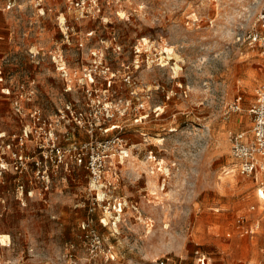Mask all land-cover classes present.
<instances>
[{"label":"rangeland","instance_id":"obj_1","mask_svg":"<svg viewBox=\"0 0 264 264\" xmlns=\"http://www.w3.org/2000/svg\"><path fill=\"white\" fill-rule=\"evenodd\" d=\"M263 3L99 0L97 15L76 19L63 0H0V66L25 96L23 116L0 100V131L28 125L24 153L39 160L34 141L58 137L52 155L67 162L0 175V264H262L259 184L239 174L229 137H250L264 55L244 39ZM84 102L85 122L66 123L65 106ZM85 140L113 164L97 182L70 161ZM241 216L254 234L237 230Z\"/></svg>","mask_w":264,"mask_h":264},{"label":"built area","instance_id":"obj_2","mask_svg":"<svg viewBox=\"0 0 264 264\" xmlns=\"http://www.w3.org/2000/svg\"><path fill=\"white\" fill-rule=\"evenodd\" d=\"M66 6V9L73 13L76 19H86L92 18L100 12L99 0H63ZM10 4L7 8H11ZM256 22L259 25L258 31L248 32L244 42H247L251 46H256L260 49V52L264 55V3L262 4L257 17ZM58 70V66H56ZM64 71L61 72V75L66 77V73ZM93 74L91 70L88 72L87 77L86 73L83 75V79L85 80V85L82 86V92L84 96L86 95L90 97L93 92V88L88 86H92L94 84ZM86 82L87 85L86 86ZM66 91H70V88ZM4 98L11 99V106L13 110L18 115L23 116V106L22 103L25 100L23 86L20 85L18 89L14 92L10 85L6 83L5 76L3 74V70L0 66V100ZM240 103L241 97H237L234 101L228 105L227 110L232 112L240 111ZM71 103H68L65 108L68 112L66 115L65 122L70 123L73 121L75 124H81V121L84 123L85 118L83 114L86 115V102L82 103L81 110L76 113L71 109ZM248 115L250 116V137L246 138L245 132L233 133L229 137L230 143V155L231 157L237 161V169L239 174L243 176L250 177L252 176L255 181L259 184V189L257 190L258 200L262 204V220H264V68L261 71V76L259 82L254 90V98L250 107L248 108ZM37 114L36 111L33 113ZM38 123L33 122V125L36 126L35 133L37 130H42L46 126V121H41L39 118L36 119ZM26 127L28 125L23 126L22 133L18 136L15 134L7 135L6 132L0 131V175L11 170V172L22 174L23 172H27L29 165L32 167H36V173L39 172L40 168H44L43 173H47L49 175L55 174L58 165L63 164L64 161L61 158H57L52 155L53 152H60V147L57 145L58 137H54L51 140V143L48 145H44L43 143L38 144L36 141L35 148L40 150V154L43 159H35V157H28L27 154L24 153L25 144L28 141L29 135H32L30 130H27ZM50 127V124H48ZM105 130V129H104ZM91 133V132H90ZM35 140L32 138L30 141ZM119 142V153L118 158H126L128 157L127 150L124 149L125 146L120 143V139L117 138ZM96 143V140H89L81 142L79 145L72 144L73 148L72 153L70 154V161L76 166H84V168L88 171L90 177H92L96 182L100 181L102 175L104 173H108L112 170V163L110 161V156L107 154L104 155H93V144ZM103 143L104 147H108L109 141H100L98 144ZM45 146L49 147L46 149ZM15 148V151H13ZM9 154V160H5V153ZM7 154V155H8ZM50 154V155H49ZM67 165V162L64 163ZM116 171L113 170V175H116ZM118 178V177H116ZM253 210L254 207L252 206ZM245 218L243 216L238 217L236 219V228L241 232V234H254L252 230H245L244 227ZM259 222V221H257ZM258 227V223L256 224ZM262 231L264 232V226L262 227ZM92 240L94 243H99V239L96 235L92 234ZM262 264H264V241L262 246Z\"/></svg>","mask_w":264,"mask_h":264},{"label":"bare ground","instance_id":"obj_3","mask_svg":"<svg viewBox=\"0 0 264 264\" xmlns=\"http://www.w3.org/2000/svg\"><path fill=\"white\" fill-rule=\"evenodd\" d=\"M166 50H167V48H166ZM58 66V71H64V65L63 64H61V65H57ZM235 174H232L231 173V175H230V182L231 183H234V182H236V180H235ZM152 180V179H151ZM223 181V180H222ZM227 182V181H226ZM238 182V181H237ZM149 183H152L151 181L149 182ZM228 183V182H227ZM223 184H225V183H223ZM152 185V184H151ZM221 186H222V184H221ZM234 186V185H233ZM152 192V191H151ZM153 193V192H152Z\"/></svg>","mask_w":264,"mask_h":264},{"label":"crops","instance_id":"obj_4","mask_svg":"<svg viewBox=\"0 0 264 264\" xmlns=\"http://www.w3.org/2000/svg\"><path fill=\"white\" fill-rule=\"evenodd\" d=\"M2 108H5V106L3 102H0V111H2Z\"/></svg>","mask_w":264,"mask_h":264}]
</instances>
